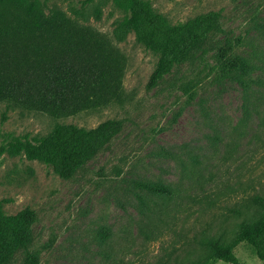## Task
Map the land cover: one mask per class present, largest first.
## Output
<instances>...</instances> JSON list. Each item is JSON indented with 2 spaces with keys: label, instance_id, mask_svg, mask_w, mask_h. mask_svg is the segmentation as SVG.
Returning <instances> with one entry per match:
<instances>
[{
  "label": "rangeland",
  "instance_id": "1",
  "mask_svg": "<svg viewBox=\"0 0 264 264\" xmlns=\"http://www.w3.org/2000/svg\"><path fill=\"white\" fill-rule=\"evenodd\" d=\"M37 1L46 13L59 10L118 47L126 95L61 117L0 102V148L15 136L46 134L56 123L123 120L121 131L67 178L24 152L0 149V199L7 213L36 211L28 249L37 264L210 260L203 240L232 239L252 196L264 190V0H148L174 23L211 9L221 13L201 45L154 87L147 83L157 55L134 32L114 38L126 12L113 0ZM225 45L259 65L247 74V92L219 75L214 55ZM143 181L170 185L176 194L159 197ZM234 250L246 263L264 264L244 242ZM26 257L20 248L3 264H24Z\"/></svg>",
  "mask_w": 264,
  "mask_h": 264
},
{
  "label": "trees",
  "instance_id": "2",
  "mask_svg": "<svg viewBox=\"0 0 264 264\" xmlns=\"http://www.w3.org/2000/svg\"><path fill=\"white\" fill-rule=\"evenodd\" d=\"M126 13L113 29L116 40L134 32L137 40L157 55L147 86H156L174 67L183 63L219 23L221 13L211 9L184 21L171 22L148 0H113ZM219 75L238 80L247 92V74L258 68L253 58L220 47L215 55ZM125 60L118 47L103 33L78 24L63 12L46 13L37 0H0V102H10L52 116L122 102ZM249 100V95L246 97ZM123 120L107 118L92 127L56 123L41 136H15L5 149L11 155L50 165L63 178L82 167L113 136ZM159 197L176 191L160 182H140ZM247 210L233 228V238L206 237L203 246L210 260L230 264L242 261L234 248L246 243L264 261V190L252 196ZM0 199V264L18 249L27 251L24 264H37V254L28 249L37 221L36 211L26 206L7 213ZM209 259L198 264H208Z\"/></svg>",
  "mask_w": 264,
  "mask_h": 264
}]
</instances>
